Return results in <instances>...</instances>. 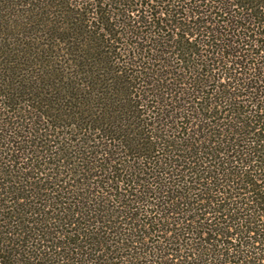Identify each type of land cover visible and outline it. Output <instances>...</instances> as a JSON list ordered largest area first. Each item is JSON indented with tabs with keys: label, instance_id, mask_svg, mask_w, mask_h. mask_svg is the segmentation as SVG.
I'll use <instances>...</instances> for the list:
<instances>
[{
	"label": "trees",
	"instance_id": "1",
	"mask_svg": "<svg viewBox=\"0 0 264 264\" xmlns=\"http://www.w3.org/2000/svg\"><path fill=\"white\" fill-rule=\"evenodd\" d=\"M217 26L224 46L208 58L215 44L191 37ZM129 48L173 89L140 92L136 75H126ZM202 56L195 70L203 73L201 94L194 97L185 90L184 64ZM261 105L264 0H0V128L11 130L4 136L14 149L9 155L27 149L31 137L18 133L37 123L66 138L80 133L88 152L70 167L47 149L34 155L25 174L36 166L51 171L39 180L34 172L36 187L25 195L20 190L28 181L5 177L8 204L30 194L47 207L24 214L26 224L14 207L4 209L13 232L0 242V264H264ZM208 123L222 143L206 154L195 125ZM165 177L166 187L157 183ZM206 184L220 197L212 205L223 207L228 224L194 249L196 221L188 209L198 206L188 200ZM69 194H82L85 207L105 198L100 215L122 229L114 249L102 253L104 237L89 232L85 241L68 218L52 222L44 215L64 216ZM206 215L201 209L200 218ZM237 228L236 236L226 234ZM111 235L107 228L104 236Z\"/></svg>",
	"mask_w": 264,
	"mask_h": 264
},
{
	"label": "snow or ice",
	"instance_id": "2",
	"mask_svg": "<svg viewBox=\"0 0 264 264\" xmlns=\"http://www.w3.org/2000/svg\"><path fill=\"white\" fill-rule=\"evenodd\" d=\"M190 2V0H189ZM234 4L238 3V0H232ZM200 31V29H197ZM220 32L221 35L224 32V29H220L218 26L211 28L209 31L201 32L200 36L197 37L195 33L192 35V39H196L199 42L205 45H213L215 44V48L209 47L206 49L208 58H211L213 55H216V49L222 48L224 45L220 43L221 35H216L215 33ZM183 35V33H181ZM188 39V37H185ZM126 62L128 63V67L126 69V75H136L137 78V87L140 89V92L145 93H156L158 90L163 89L164 92H168L173 89L172 83L162 84L160 82V77L155 75V70L149 72V66L143 60V57L139 59L136 58V53L132 49L126 50ZM204 56L198 60H192L191 62H186L184 64V68L186 70V75L184 77L185 81V90L189 91V94L200 95L201 93L197 92L198 88H201V81L198 79L199 76L203 75V73L195 71L198 67V64L202 62ZM220 63H223V59H221ZM219 70V65L217 63L213 64ZM195 71V75H191ZM163 75V73H161ZM155 77V78H154ZM220 98L217 97V100ZM215 103V102H210ZM261 108L264 109V105H261ZM225 111H228L225 109ZM196 130L199 132V136H196V140H199L200 143L206 149V154L211 152L213 143H222L216 139L218 135H222L214 130V127L211 123L208 124H196ZM207 129V131H205ZM5 132H11L9 129L0 128V242L4 240V238L11 237L13 229L5 223L6 212L5 208H15L17 213V218L20 221V224H26L27 221L24 219V214L36 215L37 212L40 211L41 208L47 207L43 203L42 200L38 198H33L29 194L26 197L25 201H20L19 197L16 198L11 205L4 199V193L6 190V179L8 177V181L12 184H15L16 181H28L29 183L24 184V186L20 190L21 195H25L26 193H30L31 190H34L36 185H33L30 181V178L34 175L36 180H39L41 176L47 174L50 169L47 167L44 168L43 171H40L39 166H36L34 172L28 171L25 174V170L32 168V160L34 155H39L40 152H44V149H47L52 156H55L60 161H67L68 167H70L73 163L79 161L82 157L87 159L88 152L85 149L84 144L81 143L79 136L80 133L72 134L70 138H66L60 136L58 133L51 132L45 126L37 123L35 126H25L24 129L20 130L18 135L23 138L31 137V143L28 145L26 150H22L19 155H9L10 152L14 151V149H10L8 144L5 142ZM195 135V133H192ZM264 136V133H261ZM55 136V139H51ZM88 136H85V143L88 141ZM92 139H95L92 137ZM13 143L17 144V146L21 145L20 140H14ZM31 144L36 145V149L31 148ZM89 147H92L89 145ZM193 150H195V141L191 144ZM181 149L177 148L179 152ZM49 159L47 154L41 157V163L45 160ZM24 160L23 163L21 161ZM55 162V161H53ZM180 163V161H177ZM13 171L16 173L15 180H12ZM176 174H170L172 179H175ZM167 177L159 178L157 183H162L165 187L167 186ZM184 183L187 184V180H184ZM215 187V186H213ZM15 190V189H14ZM189 190H191V186H189ZM199 195H194L192 199L188 200L189 204H195L198 207L193 209H188V211L192 212V219L196 221L194 224H190V229L194 233L191 239H194L196 242L192 245V247L199 248L201 244H209L214 239L212 232L213 230L223 232L227 227V213L223 211V207L214 208L212 205L213 200H219L220 197L212 196L210 194L209 185H205L203 191H200ZM182 194V193H181ZM43 195L42 193H38L37 197ZM82 194H77V196H72L69 194L67 200L62 201L65 204V208L60 209L61 212L64 213V216H51V210L49 212L44 213V215L49 216L52 222H55L56 219H60L61 223H63L65 218H68V224L73 225L76 231L83 232L85 241H90L88 239L89 232H95L97 236L104 237V248L101 249V252L104 253L108 248L114 249L116 244L121 241L122 229L119 228L118 222L113 221L111 216H101L100 213L107 212V209L104 207L105 198L99 197L98 200L95 201L96 206H88L85 207L79 202V196ZM91 195V194H89ZM223 193H221V196ZM99 196V193H97ZM207 201V203H202V201ZM39 204V207L37 205ZM204 209L207 211V215L202 219L200 218V210ZM220 212L221 214L217 216L215 213ZM70 217V218H69ZM101 222L98 224L97 221ZM223 220L225 224L223 226H219L220 221ZM206 221V222H205ZM35 222V221H34ZM10 223V222H9ZM18 227V226H17ZM107 228L112 229L111 236H104V233ZM103 229V231H101ZM239 232L237 228L236 231L228 232L227 235L236 236ZM186 240L189 237H185ZM111 240V243H109ZM235 246V245H234ZM192 253H190L191 255ZM36 255V253H34ZM47 255V253H46ZM40 264H45L44 261H41ZM107 264V261H106Z\"/></svg>",
	"mask_w": 264,
	"mask_h": 264
}]
</instances>
